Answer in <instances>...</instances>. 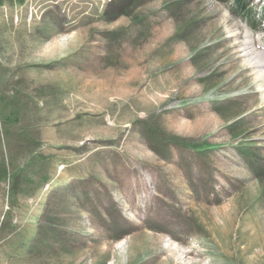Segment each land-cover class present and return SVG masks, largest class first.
<instances>
[{
  "label": "rangeland",
  "instance_id": "374dc122",
  "mask_svg": "<svg viewBox=\"0 0 264 264\" xmlns=\"http://www.w3.org/2000/svg\"><path fill=\"white\" fill-rule=\"evenodd\" d=\"M247 1L0 2V264H264Z\"/></svg>",
  "mask_w": 264,
  "mask_h": 264
},
{
  "label": "bare ground",
  "instance_id": "6f19581e",
  "mask_svg": "<svg viewBox=\"0 0 264 264\" xmlns=\"http://www.w3.org/2000/svg\"><path fill=\"white\" fill-rule=\"evenodd\" d=\"M248 36L249 35H247V37ZM250 40L246 39L242 43L241 51L242 56L244 57L243 62L253 68L255 75L254 77L256 80H258V89L260 90L261 96L264 98V51L259 52L253 48L252 41ZM238 52L240 53L239 50Z\"/></svg>",
  "mask_w": 264,
  "mask_h": 264
},
{
  "label": "trees",
  "instance_id": "16d2710c",
  "mask_svg": "<svg viewBox=\"0 0 264 264\" xmlns=\"http://www.w3.org/2000/svg\"><path fill=\"white\" fill-rule=\"evenodd\" d=\"M3 0H0L2 2ZM17 2H22L23 0H14ZM233 3V8L236 9L238 13L246 18H251L250 7L248 6L246 0H231ZM257 121V120H256ZM195 145V144H194ZM197 147V146H196ZM201 147H197L199 149Z\"/></svg>",
  "mask_w": 264,
  "mask_h": 264
}]
</instances>
